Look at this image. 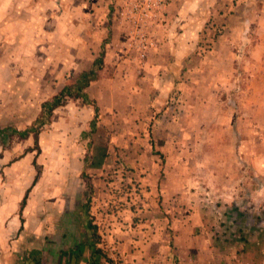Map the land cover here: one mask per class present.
<instances>
[{
	"label": "rangeland",
	"instance_id": "obj_1",
	"mask_svg": "<svg viewBox=\"0 0 264 264\" xmlns=\"http://www.w3.org/2000/svg\"><path fill=\"white\" fill-rule=\"evenodd\" d=\"M187 1L192 25L180 31L185 43L175 46L183 53H170L157 68L164 71L162 79L176 82L167 94L153 86L154 73L160 74L152 70L155 63L148 67L135 60V51L127 52L124 0H0V177L5 180L4 151L11 157L24 151V188L36 173L41 180L35 195H28L31 201H52L60 193L77 199L60 219L45 222L44 231L80 234L83 204L91 196L84 178L89 176L90 215L115 264H132L130 250L142 251L141 264L151 257L167 264L156 248H146L147 236L136 237L139 242L127 251L123 243L132 239L119 236L138 229L170 238L174 214L163 206L166 197L200 201L225 242L234 240L237 229L248 235L258 226L252 218L264 219V0ZM69 36L77 41L73 50H83L77 58L72 45L61 40ZM106 38L107 46L120 44L117 50L126 55L120 64L109 61L101 77L107 86L123 87L129 99L132 88L143 92L136 101L140 115L133 118L132 102L122 96L118 112L107 110L110 128L96 143L91 136L58 134L50 123L38 142L34 133L24 139L14 132L29 127L45 100L93 64ZM83 59L82 66L61 72L69 61ZM117 71L119 77H112ZM149 100H161V109L149 107ZM191 209L186 204V214ZM53 241L42 236L33 245L52 247Z\"/></svg>",
	"mask_w": 264,
	"mask_h": 264
},
{
	"label": "crops",
	"instance_id": "obj_2",
	"mask_svg": "<svg viewBox=\"0 0 264 264\" xmlns=\"http://www.w3.org/2000/svg\"><path fill=\"white\" fill-rule=\"evenodd\" d=\"M189 3L191 2H186V0H175L169 5L164 21L160 26L156 27L155 37L158 42L157 47L150 52L148 59L143 62L148 67L151 62L155 63L153 64V71L156 69L160 73V69H157L160 67L159 62L170 58V53H183V51L176 49L175 46L176 41L185 43L183 41L185 37L180 34V31L186 29V25H192L190 18L186 15V12H188L186 6ZM189 10H193V7L189 8ZM61 40L68 45L71 44L72 47L70 49L72 50L77 46V41L74 37L69 36L67 39L63 37ZM119 45L112 42L106 47V64L112 61L113 58L117 59L118 63L124 60L123 56L126 54L117 50ZM187 46L192 48L193 44L191 43ZM76 50H73L74 58L81 56L83 53L81 46ZM85 61L83 59L82 63L79 62L78 64L77 62L71 64V61H69L68 67L64 64L65 67H63L61 72H66L67 69L76 67L77 65L80 67ZM91 66L92 64H90L89 68L82 67L83 69L80 72L90 69ZM121 73H127V71L123 72L121 70ZM154 74L153 79L157 78L153 85L155 90H167L166 93L169 94L174 85H176V82L171 81L169 78L168 80L162 79L164 71L160 74L156 72ZM119 75L120 72L117 71L112 77L118 78ZM105 79L106 77H101L87 88L88 94L92 99L96 100L100 109V120L96 132L93 135L91 134L90 122L94 117L93 107L84 103L77 105V102H80V100L74 101L72 99H69L66 105L56 109L50 123L51 126H54V132L68 136L72 133L73 135L91 136L95 139V143L97 140L104 138V134L107 131L106 127L110 128L105 120L107 110L115 111L117 109L115 112H118V104L122 102V96L125 97L123 94L128 93L121 86H107L108 84ZM132 91L133 97L131 99L125 98L128 100V104L132 102L130 110L132 109V116L135 118V116L138 117L140 115L141 110L137 106L136 101L140 99L143 92H134L133 88ZM145 95L147 98H150V92H147ZM107 96L111 98L110 103L106 101ZM160 101L152 103L149 100V107L153 105L156 111H159L161 109ZM165 113L161 116H165ZM229 152L230 158L236 160L238 155L234 154L233 147H231ZM4 153L6 155L2 157L3 161L1 162L4 167L3 174L5 175V180L3 181V178L0 177V264H22L25 257L33 249H41L43 251L44 264H109L102 255L91 256L89 246L84 242L87 235L86 231H80V234L75 231L63 233L60 229L53 230V228L44 231L45 222L54 223L60 219L59 216H62V211L69 209L72 203L77 201L76 198H72L71 195L69 198V196H65V194L61 195V193L58 197H54L52 201H45L43 198L41 201H31L28 198L25 208L22 209V201L26 193L28 195L29 193H34L35 195L41 184V180L38 178V173H36L31 184L24 188V151L16 157H11V153L7 150ZM241 157L242 154L239 155V158ZM186 204L188 208L192 207L191 211L187 214ZM163 206L168 209L169 213L174 214L170 238L165 232L159 234L151 233L150 231L141 232L138 229L131 232H122V234H119L121 238L132 239V243L129 240L123 243L126 251L127 248H134L136 243L139 242L135 240L136 237L142 238L147 236L150 241H147L146 248L148 249L151 246L156 248L165 256L167 264H172V259L170 258V254L172 253L177 255L179 259L178 264H264V224L247 231L249 232L248 235H242L245 231L237 229L233 235L234 240L232 242H225L222 238H219L222 235L220 234L221 231L218 233L216 228L214 229L210 224V219L205 216L200 201L192 202L186 201V199H183V201H171L166 197V201H163ZM46 207L50 213L49 211L47 214L44 213ZM42 236L53 237V240L56 239L57 241L52 242V247L33 245L35 239ZM70 239H77V241L72 242ZM30 241L32 242L31 244ZM171 241L174 243V248L170 246ZM141 253V250H130L128 252V257L132 260V264H141L140 261L142 259L139 255ZM149 255L152 256L151 254ZM152 260H154L152 257L146 258L143 262H145L144 264L159 263L157 259H155V262H152Z\"/></svg>",
	"mask_w": 264,
	"mask_h": 264
},
{
	"label": "trees",
	"instance_id": "obj_3",
	"mask_svg": "<svg viewBox=\"0 0 264 264\" xmlns=\"http://www.w3.org/2000/svg\"><path fill=\"white\" fill-rule=\"evenodd\" d=\"M109 37V36H108ZM109 43V38H106L101 44V50L99 55L95 58L92 66L88 70L80 72L73 81L68 82L64 85L62 89L52 95L50 98L45 100L41 105V111L33 123L25 128L24 130L15 129L14 132L18 133L22 138H28L31 133H34L36 142H38L39 134L41 129L52 122V117L56 109L60 106H64L68 103L69 99L82 100L84 104L91 105L94 109V117L90 122L91 134L93 135L97 130V125L100 120V109L95 99H92L87 92V88L95 81L101 78V72L104 70L106 65V47ZM1 132V129H0ZM152 146L154 147V142L152 141ZM155 148V147H154ZM85 173V172H84ZM86 178V185L90 190L91 196L93 194V184L91 183L89 176ZM29 192V191H28ZM88 197L86 202L83 204L85 222V231L87 233L84 242L89 246L91 256L102 255L108 262L115 264L113 260L106 255L103 248L100 245V235L98 233L97 224L91 217V202L92 197ZM28 193H26L24 200L22 201V209L25 208L27 204ZM251 202V201H250ZM253 202V201H252ZM264 221L263 218L255 220L252 218V223L254 225H260ZM170 246L174 248L173 241L170 242ZM172 259V264H178V257L174 253L170 254ZM22 264H44L43 261V251L41 249H33L25 257Z\"/></svg>",
	"mask_w": 264,
	"mask_h": 264
},
{
	"label": "built area",
	"instance_id": "obj_4",
	"mask_svg": "<svg viewBox=\"0 0 264 264\" xmlns=\"http://www.w3.org/2000/svg\"><path fill=\"white\" fill-rule=\"evenodd\" d=\"M175 0H124L121 9L127 33V52H136L140 62L148 59L157 47L155 29L164 21L167 9Z\"/></svg>",
	"mask_w": 264,
	"mask_h": 264
}]
</instances>
